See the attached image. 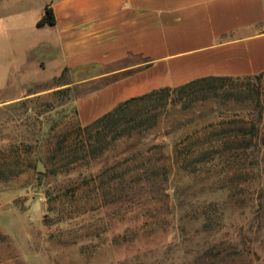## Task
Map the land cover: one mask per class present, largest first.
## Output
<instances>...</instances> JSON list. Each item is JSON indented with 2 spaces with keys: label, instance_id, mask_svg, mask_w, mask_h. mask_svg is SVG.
<instances>
[{
  "label": "rangeland",
  "instance_id": "374dc122",
  "mask_svg": "<svg viewBox=\"0 0 264 264\" xmlns=\"http://www.w3.org/2000/svg\"><path fill=\"white\" fill-rule=\"evenodd\" d=\"M55 1L0 0V16L31 13L10 26L0 17V164L21 171L0 181V264H264V160L231 164L223 176H171L177 199L168 208L160 198L143 209L156 222L95 194L100 165L90 169L88 160L69 158L59 168L67 161L58 142L68 148L82 140L78 101L114 78L93 79L104 71L90 67L63 73L55 85L60 69H35L27 47L52 37L33 14ZM53 167L59 170L51 173ZM233 171L254 176L235 197L232 184L241 174ZM258 191L260 212L249 201Z\"/></svg>",
  "mask_w": 264,
  "mask_h": 264
},
{
  "label": "crops",
  "instance_id": "0c3cea01",
  "mask_svg": "<svg viewBox=\"0 0 264 264\" xmlns=\"http://www.w3.org/2000/svg\"><path fill=\"white\" fill-rule=\"evenodd\" d=\"M50 40L26 49L35 69L90 67L113 77L77 103L87 126L118 104L154 90L209 77L264 72V0H57ZM31 13L0 17L11 24ZM60 76V75H59ZM57 76V77H59ZM55 78V77H54Z\"/></svg>",
  "mask_w": 264,
  "mask_h": 264
},
{
  "label": "trees",
  "instance_id": "16d2710c",
  "mask_svg": "<svg viewBox=\"0 0 264 264\" xmlns=\"http://www.w3.org/2000/svg\"><path fill=\"white\" fill-rule=\"evenodd\" d=\"M55 24L49 3L37 27ZM63 73L53 79V84L60 83ZM77 135L82 140L75 147L66 148L63 141L58 142L57 151L62 161H67L60 169L68 166L69 158L73 162L88 160L90 169L100 165L97 185L92 187L95 194L109 196L110 204H120L125 213L132 208L143 212L160 198L168 208L177 199L176 187H169L171 176L197 178L212 171L223 176L231 164L256 167L264 160V72L237 78L209 76L130 98L91 124L79 127ZM59 168L53 167L50 172L56 173ZM228 170L232 172V168ZM18 173L11 165L0 164V181ZM233 174H241V179L232 184L235 197L244 191L241 186L252 184L254 176L249 179L247 172ZM226 188L231 190V185ZM259 193L249 200L257 212L263 211ZM143 216L157 221L150 211H144ZM166 221L162 217V222Z\"/></svg>",
  "mask_w": 264,
  "mask_h": 264
}]
</instances>
